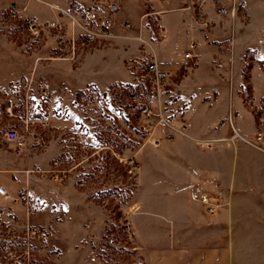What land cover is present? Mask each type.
<instances>
[{"label":"rangeland","instance_id":"374dc122","mask_svg":"<svg viewBox=\"0 0 264 264\" xmlns=\"http://www.w3.org/2000/svg\"><path fill=\"white\" fill-rule=\"evenodd\" d=\"M64 1L0 0V185L9 192V197L0 196V264H140L130 249V222L139 209L127 208L137 190L139 167L141 188L146 189L150 172L166 164L150 140H163L164 147L165 140L180 136L167 139L169 128L159 121L152 100L147 66L155 57V42L166 32L165 40L171 38L169 24H183L184 31L175 33L190 35L188 43L194 42V49L175 47L190 50L192 58L171 61L164 55L159 60L170 73L161 99L167 122L190 123V103L210 109L216 89L236 87L244 108L231 92L222 115L230 125L228 135L196 142L230 150L238 141L251 144H238L239 168L247 161L264 169V0H249L254 12L244 0H68L67 13L49 4ZM110 2L118 6L115 13L107 11ZM86 6L105 19L107 36L87 39L90 34L70 18L95 30L97 24L82 14ZM26 16L36 23L32 31ZM236 35L241 38L233 43ZM223 54L228 57L221 58ZM19 77L22 88L14 83ZM43 82L49 84L45 96L39 91ZM139 91L143 95L132 101L130 94ZM26 92L33 116L49 124L39 129L43 146H29L16 156L2 137L15 122L5 106L13 100L15 111L21 110ZM147 105L152 114L145 117ZM242 121L252 127L249 139L232 129ZM82 142L113 147L119 158L105 153L102 163L86 159L90 150H82ZM242 176L246 182L239 188L251 189L252 175ZM234 208V258H243L240 264H264V206L261 213L254 206ZM239 229L249 247L242 255L237 253Z\"/></svg>","mask_w":264,"mask_h":264},{"label":"crops","instance_id":"0c3cea01","mask_svg":"<svg viewBox=\"0 0 264 264\" xmlns=\"http://www.w3.org/2000/svg\"><path fill=\"white\" fill-rule=\"evenodd\" d=\"M244 1L250 8L249 10L253 11L252 2ZM49 4L57 10H64L68 0H65L63 5ZM2 7L4 4L1 3L0 9ZM29 12L36 16L40 13L31 10ZM45 15L52 16L50 13ZM39 16L42 17V15ZM164 26L166 28L167 24ZM169 26L171 38L165 40L169 36L166 32L164 39L155 42V49H153L157 61L162 56L165 57L164 55H167L165 60L171 61L185 58V52H181V48L188 49L191 43H188L190 35L187 36L183 32L175 33L178 29L184 31L183 24H169ZM240 38L241 35H236L233 43ZM178 44L181 48L177 51L175 47ZM198 51L199 57L204 60V52ZM225 57L227 58L228 54L221 55V58ZM233 59L237 58L234 56ZM231 92L234 94L236 104L244 108L236 87H220L215 90L217 96L212 101L210 109L190 103V109L187 110L190 118L187 128L188 135L165 140L168 144L164 142V147L160 146L163 140H159L158 145L154 147L150 146L155 153L162 154V160L166 164L150 172L146 189L141 188L140 164L136 177L137 190L133 200L139 210L132 216L130 222L133 239L130 249L140 256V264L242 263L243 258L238 256L234 258L232 225L235 220L232 214L236 211L234 207L243 205L257 207L261 213L264 206V175L262 177L264 169L249 165L247 161L239 168L238 144L242 142L235 143L232 150L225 145L207 148L196 142L204 136L228 135L230 125L222 115L231 103ZM248 122H240L239 128L232 125L234 133L243 139H249L252 135V127ZM195 148L202 149L203 152L194 153ZM249 148V151L244 153L245 160L251 153L252 148ZM243 174L252 175L249 179L253 185L251 189L239 188L242 183L246 182ZM195 191L220 199L221 204L215 213L208 214L204 206L192 198L191 194ZM244 232L243 229L237 231V237L242 238L237 243L238 255L244 254L249 248L245 245ZM235 259H237L236 263Z\"/></svg>","mask_w":264,"mask_h":264},{"label":"built area","instance_id":"2783aa9c","mask_svg":"<svg viewBox=\"0 0 264 264\" xmlns=\"http://www.w3.org/2000/svg\"><path fill=\"white\" fill-rule=\"evenodd\" d=\"M11 8L13 10H16V5L12 4ZM118 10V6L114 2H110L107 5V11L110 13H115ZM63 13H67L65 10H60ZM82 14L87 19L88 23L95 22L97 24V27L94 29L86 26L85 24H80V22L73 16L70 15V18H72L74 21H76L84 30L85 33L90 34V36L87 39H92L94 36L97 37H105L108 34L107 32V25L105 19H99L98 14L96 11L88 6H86ZM25 23L27 24V27L29 30L32 31L33 26H35V21L31 18L26 16L25 17ZM52 26L61 28L62 24L59 22H52ZM124 26H128V22H123ZM34 32V31H33ZM93 35V36H92ZM165 35V33H163ZM189 48H194V43L191 42L189 44ZM185 58H192L191 51H187L184 53ZM147 72L150 76L151 80V91H152V100L153 103L156 104V107L158 109V116L159 121H163L166 126L169 128V133L167 134V139H170L174 136V134L178 133L180 135H188L187 128L188 123H185L184 121L181 123V125H174L172 123L167 122L165 116L162 113V93H163V81L165 78H167L170 73L169 71H164L159 61L156 60L154 57L151 62L147 66ZM15 86L18 88H22L24 86V79L22 77H19L15 80ZM29 90V87L27 89V92ZM40 94L43 96L47 95L49 93V84L46 82L41 83L39 87ZM25 100L22 102V108L19 111H15V103L13 100H10V104L5 106V114L12 117L15 122L12 125L7 126L3 132L2 137L3 140L6 142L8 148L12 151V153L16 156L21 155L29 146H43L46 141L45 138L42 135V132L39 131L41 128H45L48 126V120L46 118H39L34 117L31 113V108L28 103L27 93ZM143 95L142 91L135 92L130 94V98L132 101H136L140 99V96ZM118 98H121V94L118 95ZM143 114L145 117L151 116L152 109L150 105L146 106L144 108ZM262 135L260 132H258V139H261ZM150 142L156 146L159 143L158 138H152ZM206 145H209V140H205ZM80 147L82 150H90V153L86 156V159L93 157L94 160L97 163H102L103 160L106 158L105 153L111 154L113 156H117L115 149L113 147H110L108 145H96L93 143H84L82 142L80 144ZM118 157V156H117ZM119 158V157H118ZM132 168H135L136 164L131 161ZM132 169H129V172H131ZM0 196L2 197H9V192L6 190V188L2 185H0ZM193 199L198 200L203 206L205 211L208 214H213L217 210V208L220 206L221 201L218 197H212L211 195L207 193H202L195 191L191 194ZM128 210L135 211L136 205L134 202L129 204L127 206ZM109 242L115 245V242L112 238L109 239Z\"/></svg>","mask_w":264,"mask_h":264}]
</instances>
